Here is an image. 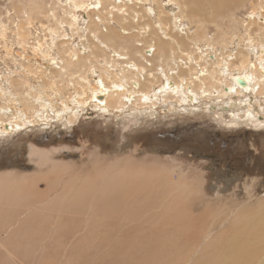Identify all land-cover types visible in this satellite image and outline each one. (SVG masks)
<instances>
[{
  "label": "rangeland",
  "instance_id": "1",
  "mask_svg": "<svg viewBox=\"0 0 264 264\" xmlns=\"http://www.w3.org/2000/svg\"><path fill=\"white\" fill-rule=\"evenodd\" d=\"M96 2L99 4L95 5ZM78 3H81V6ZM32 4L42 5L44 9L40 13L34 12L33 18L30 19L27 16ZM88 4L90 7L87 8ZM150 5L154 7V11L148 15L145 8H149ZM251 8L249 3L246 7L237 5L235 10L230 12L235 13L236 19L224 17L220 20L221 26H216L207 15L201 16L192 3L188 8L189 14H186L174 0L131 2L129 0H0V172L15 171L20 174L36 170L37 167L29 155L31 144H35L50 150V157L55 158L56 163L59 160L72 162L61 169V172L65 173L63 182L74 176L79 169L84 171L87 168L84 172L91 171L93 160L114 157L120 158L119 166L122 162L138 159L155 166L159 164L171 166L176 168L175 176L183 173L185 179L192 176L190 170L194 169L200 174L201 182H204L200 187L199 208L194 210L189 231L184 232L180 228L171 234L163 233L160 229L166 222L178 225L180 219L184 218L179 212L184 208L183 200L175 202L157 200L155 202L169 211L170 216H147L149 211L154 209V203L147 205L144 202H136L125 208H114L113 201L121 197L123 191L106 188L99 200L103 205L96 211L97 216L90 215L89 209L80 208L81 213L78 215L70 212L72 215L66 214L56 220L54 263H81L86 241L102 237L104 244H108L117 233H120V249L117 253L119 258L120 253L125 256L124 253L132 238L136 240L172 238L178 242V245H184L188 254L182 258L184 254L176 253L181 251H171L173 257L171 264H218L222 259L220 255L222 251L226 255L230 253V241H238L243 245L252 237L250 227L240 225L234 221V218L239 209L254 207L260 197L264 198V123H262L264 119L258 117V113L256 119L253 117L248 119L244 115L246 106L234 111L235 118L227 110H206L205 104L213 105L216 101L215 97L209 102L201 99L196 105H178L175 108L170 105L174 99H169L167 104L157 103L156 110L151 111L155 113L154 115L146 114L144 107L135 101L132 107L124 106L121 110L111 107L112 111H107L93 107L89 95L80 94L90 93V87L83 85L87 80L91 85H95L97 78L102 74L111 75L112 72L113 74L121 72L125 63L114 60L115 52L124 47L125 52H122L124 55L134 50L136 56H140L136 47L143 46L141 40L149 34L150 37H160L166 24L163 20L169 21L167 26L170 27L171 18L182 27V29H173L172 34L175 33L180 41L188 42L192 49L197 43L206 54L210 49L206 42L209 43L210 38L211 41L216 40L219 43L218 50L226 46V51L235 52L243 47L250 52V47L247 48L245 44L253 27V24L246 27L250 22ZM257 11L261 12V8ZM74 13L78 18L75 27L70 23L71 15ZM193 15L197 20L201 18L206 20L204 23L207 30L206 42L198 40L194 42L192 37L185 36L186 32L193 33L197 29ZM190 18L193 19L192 22ZM261 21L264 23V18ZM24 22L27 23L25 28ZM178 30L183 35H177ZM257 33L259 30L254 32ZM123 34L131 37L128 39V45L122 38H118ZM163 36L169 38L165 34ZM53 38L54 42H52ZM165 41L167 43L170 40ZM66 42L72 44L76 50L81 46L86 47L88 51L82 50L81 53L85 55L90 52L85 59L89 64L93 62L91 60L93 53H96L94 62L100 64L91 65V69L86 73V77L92 81L89 78L83 80L82 76L78 75L79 78L72 76L77 81L71 84L70 76H64L63 55L67 52ZM38 45H41V50L36 51ZM99 49L103 51L97 52ZM198 51L201 52L200 49ZM38 52L60 57L63 60L59 61L60 67L57 68L55 63H50V67L47 68L48 62L43 60ZM250 54L254 61L258 53L254 50ZM72 55L75 59L77 54ZM147 55L152 56V54ZM127 56L120 55L119 60L125 61ZM150 58L149 66L145 64L147 70L162 76L161 69H156L158 61L154 57ZM138 61L141 62L142 59ZM180 61L181 68L197 64L196 59L187 64L184 58ZM199 66L197 65V69L200 68ZM42 91L51 97L60 91L63 93V98L58 99L55 108L44 109L37 100L39 92ZM74 95H79L77 97L81 103H77L78 107L70 111H77V117L70 120V112L65 110L64 114L61 106L62 103H71ZM256 95L247 93L246 96L243 95V99L248 100L252 96L250 100L252 105L258 106V111L264 113V94H259V99L255 102L253 99ZM243 104L247 103L243 102ZM61 112L64 114L62 117ZM16 114H23V119H27V122H22L20 118L15 119ZM12 120H17L18 124L10 125L11 128H7L8 130L1 128V126L7 127L8 121ZM126 186L132 194V187ZM167 186L170 189L165 188ZM45 187L46 185L41 181L40 188ZM144 188L138 187L140 196L149 194V190ZM174 188L170 183H163L157 187L169 192L175 191ZM95 194L97 195L98 192ZM173 195L178 196L177 193ZM76 198L79 205H83L79 194ZM221 209L223 213L231 214L233 210L236 212L228 218L227 215L219 214ZM91 211L94 212L93 209ZM92 218L100 221V225L96 227L100 234L87 227L88 221ZM193 223L202 226L213 223L216 230L205 247L202 242L206 235L199 232V226H192ZM200 238L202 239L198 241ZM195 241H198L197 246ZM164 245L168 246L167 243ZM108 248L110 253L115 254L110 245ZM146 249L150 248L147 246ZM211 253L215 254L214 259L207 261L206 257L212 256ZM197 257L198 259L195 260ZM174 258H177L178 262ZM18 260L22 264H37V261L30 257Z\"/></svg>",
  "mask_w": 264,
  "mask_h": 264
},
{
  "label": "bare ground",
  "instance_id": "2",
  "mask_svg": "<svg viewBox=\"0 0 264 264\" xmlns=\"http://www.w3.org/2000/svg\"><path fill=\"white\" fill-rule=\"evenodd\" d=\"M174 2L176 5H180L186 14H189L188 8L192 3L194 9L201 16L207 15L216 26H221L220 20L224 17H232L235 20V13L230 12L235 10L234 8L237 5L239 6V4L246 7L249 3L252 11L249 13L251 18L246 27L248 28L251 24H253V27L245 45L247 48L250 47V52L255 50L258 53L257 56L255 55V60L251 59L250 52L243 47L235 52L233 50H227V52L226 46H224V49L218 50L217 45L219 43L216 40L211 41L209 38V43L206 42L207 30L204 24L206 20L202 18L197 20L194 15L197 29L193 33L185 31V36L187 38L192 37L194 42H197V40L206 42L210 49L204 54L202 47H198L197 43L195 44L196 47L192 49L188 42L180 41L174 35L175 33L172 34L171 31L173 29H182V27L170 17L171 26H167L169 21L163 20L166 24L160 37H150L149 34L141 40L144 43L143 46L136 47L138 48L137 52L141 54L140 56H136L133 50L131 53H125V55H128L127 59L121 61L119 56L125 57L124 53H122L125 52V48L121 47L114 55V58L116 56L115 61L125 63L121 68V72L117 74L112 72L111 75L102 74L101 76L97 74L99 76L97 82L93 81L95 85H91L88 80L83 83V85L86 84V87H90V93L80 94L89 95L93 107L107 111L111 110V107H116L120 110L124 106L132 107L134 101L135 103L139 102L144 107L146 114L150 113L151 115L155 114L151 111L156 110L157 103L165 102L167 104L169 99H174V102H170V105L175 108L178 105H196V102L198 103L201 99H204V101L206 99V102H209L216 98L213 105L205 104L206 110H227L235 118L234 111L246 106L247 109H244V115L248 119L250 117L256 119L257 113L258 117L260 116L264 119V113H260L258 106L252 105V102H250L253 98L252 96L248 100L243 99V95L246 96L247 93L257 94L253 99L256 102L259 99L258 95L264 94V23L261 21L264 18V0H174ZM78 4L81 6V3ZM98 4L99 2L95 3V5ZM88 7H90V4L87 5ZM258 8H261V12L257 11ZM43 9L42 5L35 6L32 4L31 11L27 17L32 19L34 12L40 13ZM153 11L154 7L152 5L149 8H145V12H148V15H151L150 12ZM190 19V22H192L193 19ZM77 20L76 13L72 14L70 23L73 27L77 24ZM26 24V22L23 23L24 28ZM20 30L22 29L20 28ZM256 30H259V33L254 34ZM148 31L150 32V29ZM164 34L169 38L164 37ZM177 35L181 36L183 34L178 30ZM118 38H122L125 44L128 45V39L131 37L123 34L118 36ZM165 40L170 41L166 43ZM52 42H54V38ZM66 44L67 52L63 55L65 59L64 76H70L71 84H75L77 81L72 76L79 75L82 76L83 80H86V78H89L86 77V73L91 69V65L100 64L97 61L94 62L96 53H93L91 58L93 62L89 64L85 59L90 52L85 53V55L81 53L82 50L88 51L86 47L82 48L81 46L76 50L72 44L67 42ZM38 49L41 50V45H38L36 51ZM101 51L103 50L99 49L97 52ZM219 51L220 53H218ZM74 53L77 54L75 59H73L72 55ZM38 54L49 63L46 64L47 68L50 67V63H55L58 66L57 68H59V61H63L58 56L52 57L50 54H44V52H38ZM147 54H152V56ZM150 57H154L158 61L156 69H161L162 76L159 74L155 75L154 72L147 70L146 65L149 66L150 62L148 60L151 59ZM182 58L186 60L185 64L192 63L191 61L195 59L197 64L191 67L189 65L188 68H181L180 60ZM139 59H142V61H138ZM109 62L111 61L109 60ZM197 65H200V68L197 69ZM96 70L101 72L99 69ZM160 81L161 83H159ZM56 83L54 84L56 85ZM77 96L79 95L72 97L71 103H62L61 110L70 112L77 108V103H81ZM61 98H63V93L60 91L54 97L42 91L39 92L37 100L42 108L46 109L48 107L55 108L57 106L56 102L61 100ZM99 100L102 102H99ZM46 101L54 104H49ZM243 102L247 104H243ZM58 106L60 107V105ZM63 112H61V117L65 114ZM70 114V120H74L77 117V111L70 112ZM23 117V114H16L15 119L20 118L23 120L22 122L26 123L27 119L25 120ZM8 123L9 126H1V128L8 130L7 128H11L10 125L18 124V121L12 120L8 121ZM50 153V150L46 148L31 144L29 155L37 167L36 170L20 174L15 171L0 172V264H22L18 259L26 257L34 258L37 264H56L54 263L57 240L56 220L72 212L78 215L81 213L80 208L89 209L90 215L97 216L96 211L103 205V202H99V200L102 198L103 191L106 188L114 189V191L116 189L123 191V195L113 201L114 208H125L134 205L136 202H144L147 205L154 203V209L150 210L147 216H170L169 211L165 210L160 203L155 202L157 200L174 202L183 200L185 205L179 212L184 218L180 219L178 225L170 222L164 223L160 231L163 233L168 232L169 234L180 228L184 232L189 231L194 210L199 208L200 187L204 183L201 182L202 178L198 171L191 169L190 173H192V176L185 179L183 173L175 176L176 168L167 167L164 164L155 166L138 159L122 162L119 166V157L112 159L101 158V160H93L91 171L84 172L87 168L84 171L79 169L74 176L63 182L65 173L61 172V169L72 162L59 160L56 163V159L51 158ZM130 173L132 174L127 177ZM41 181L46 185L45 188H40ZM163 183L172 184V188L175 187V191L169 192L157 189ZM126 185L132 187L133 195L129 193V188ZM56 186L57 188H55ZM138 187H145V190H149V194L140 196ZM165 188L170 189L168 186ZM95 192H98V194L94 195ZM173 193H177L178 196L173 195ZM78 194L83 200V205L78 203L76 198ZM115 199L116 197L113 198V200ZM92 209L94 210L93 213ZM226 212L228 211L226 210ZM235 212L236 210H233L231 214L223 213L221 209L219 214L227 215L230 218L229 215ZM120 214L124 213L120 212ZM139 217L141 218V215ZM234 221L240 223V225L250 227L252 237L243 245L238 241H230V253L226 255L222 251L220 253L222 259L218 264H264V198L260 197L254 207L248 206L239 209ZM73 224L75 225L76 223L74 222ZM99 225L100 221L97 218H92L87 223V227L96 234H100L96 228ZM153 225L152 223L151 226ZM192 226H199V232L206 235L202 242L205 247L211 241L212 234L216 230L213 227V223H207L204 226L193 223ZM120 241V233H117L116 237L111 239L108 244H104L102 237L86 241L82 261L76 264H171L173 261L171 251H181V253H176L178 255L184 254L182 258L188 254L185 246L178 245V242L172 238H138V240L132 238L124 253L125 256L120 253L119 258L117 253H119ZM198 241H195V246L198 245ZM164 243H167L168 246L164 245ZM108 245L111 246L115 254L110 253ZM147 246L150 249H146ZM211 255L206 257L207 261L214 259L213 255L215 254L211 253ZM151 258L152 260H148ZM197 259L198 257L195 260ZM174 260L178 262L177 258H174ZM66 263L62 262L60 264Z\"/></svg>",
  "mask_w": 264,
  "mask_h": 264
}]
</instances>
